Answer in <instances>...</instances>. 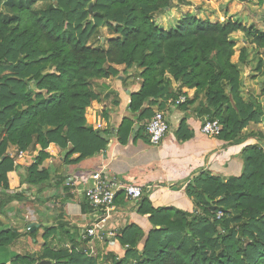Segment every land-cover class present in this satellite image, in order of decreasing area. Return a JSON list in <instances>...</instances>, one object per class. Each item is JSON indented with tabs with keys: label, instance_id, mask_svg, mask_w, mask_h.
<instances>
[{
	"label": "trees",
	"instance_id": "obj_1",
	"mask_svg": "<svg viewBox=\"0 0 264 264\" xmlns=\"http://www.w3.org/2000/svg\"><path fill=\"white\" fill-rule=\"evenodd\" d=\"M25 1L0 0L3 192L10 190L9 174L13 172L18 173L21 184L44 186L49 171L39 169L50 158L51 144L68 149L66 160L74 154H80L79 160L86 159L107 149L108 139L88 125L87 109L99 99L95 81L118 76L117 66L140 71L142 86L130 102L131 111L140 113V120H151L154 106L163 110L169 100L187 96L183 89L188 88L195 90V95L179 106L204 95L200 114L221 123L217 138L226 144L245 143L253 137L244 134L245 128L262 121L261 104H246L239 96V64L247 62L248 52L242 48L234 62L236 44L230 36L244 32L264 49V31L231 20L203 21L192 14L176 29L166 31L154 19L156 13L171 6V0H44L49 4L36 10ZM103 27L117 37L101 41ZM173 82L178 84L176 90ZM132 125L130 119L123 122L121 138L124 133L128 137ZM185 129L183 122L180 133ZM10 146L19 152L40 147L36 161L25 173L7 154ZM242 154L241 176L225 180L201 174L187 186L186 193L196 204L192 213L155 209L144 197L139 212L150 216L154 228L148 235L135 225L124 230L118 240L125 255L118 258L109 252L107 264H264V145L253 144ZM121 195L124 193L117 198ZM219 212L223 213L220 219ZM65 227L60 222L46 229L38 258L19 256L12 264H36L46 259L53 264H100L75 246L71 250L52 247L48 241L51 233L61 234ZM13 240L10 231L0 234V246Z\"/></svg>",
	"mask_w": 264,
	"mask_h": 264
},
{
	"label": "crops",
	"instance_id": "obj_2",
	"mask_svg": "<svg viewBox=\"0 0 264 264\" xmlns=\"http://www.w3.org/2000/svg\"><path fill=\"white\" fill-rule=\"evenodd\" d=\"M117 69L118 76L95 81L99 99L87 109L88 125L108 139L107 149L86 159L79 160L80 154H74L66 160L68 149L51 144L50 158L41 167L50 175L44 186L34 187L31 193L14 189L16 179L9 174L10 190L3 192L0 188V234L10 231L14 237L12 243L0 246V264H12L19 256L38 258L45 244L46 229L60 222L66 227L61 234L51 233L48 241L53 248L71 250L75 246L97 258L100 264L106 261L109 252L122 258L125 250L118 237L108 238V242L97 238L82 240L83 229L97 226L105 233L114 232L121 237L124 230L135 225L148 235L154 226L149 215L139 212L144 197L149 198L155 209L175 208L192 213L196 204L187 195L186 188L195 178L209 174L228 180L241 174L245 143L229 145L201 131L206 119L199 110L205 104L202 99L183 107L169 100L163 110L154 106V113H165L170 129L160 145L153 146L146 130L150 120H140V113L130 109L131 95L139 92L142 86L140 71H126L125 66H117ZM173 88L176 90L178 84L174 82ZM183 93L191 100L195 91L184 88ZM127 119L132 120L133 125L127 130L128 137L125 138L124 133L121 138L119 131ZM183 122L188 130L182 134ZM37 149L25 152L19 162L26 168L31 166L32 163L24 162L31 154H38L40 149ZM102 170L108 179L138 185L144 190L138 203L130 201L125 194L119 196L115 211L105 220L102 212L90 204L86 193L93 174ZM18 193L23 195L16 198ZM13 250L17 251L16 255Z\"/></svg>",
	"mask_w": 264,
	"mask_h": 264
},
{
	"label": "rangeland",
	"instance_id": "obj_3",
	"mask_svg": "<svg viewBox=\"0 0 264 264\" xmlns=\"http://www.w3.org/2000/svg\"><path fill=\"white\" fill-rule=\"evenodd\" d=\"M5 1L6 0H4V2ZM24 4L36 10L45 8L49 3H45L44 0H37L35 2L26 0ZM188 4H191V6ZM189 14H192L203 21L207 20L212 23H227L231 20L241 23L247 28L253 27L264 31V0H171V6L162 12L156 13L154 20L160 28L170 31L176 29L180 21L186 18ZM113 37L117 36L107 28H102L101 41ZM230 39L236 44V56L233 58L234 62H238L239 51L242 48H245L248 52L247 62L239 64L241 80L239 96L246 104H255L259 102L263 110L262 121L260 123H251L243 131L244 134L253 136L248 139L250 140L249 142H245V146L242 149L244 150L242 152H245V150L251 148L253 144L264 145V49L258 48L252 43V39L241 31L231 34ZM100 44L101 43H98V45ZM133 69L139 72L137 68ZM129 77L131 78L133 75H129ZM200 99L203 100L202 103L206 102L204 95H201ZM230 101L232 107L239 112V109L236 107V101L232 97H230ZM37 148L40 149L39 146ZM37 148H30L25 152L37 151ZM19 153L18 148L15 146H10L7 149V154L14 160L16 165L22 167L25 173V170L28 167H24L22 165L23 163L19 162ZM37 157L38 154H31L29 160H26L27 163L24 162V164H33ZM242 166L244 167V164H242ZM41 167L39 169L40 171ZM10 174H13L14 180L16 179L14 189H25L30 191V193L34 190V186H29L26 183L21 184L18 173L13 172ZM241 174L235 176H241ZM12 252L15 254L17 251L13 250ZM102 264H107V262L104 261Z\"/></svg>",
	"mask_w": 264,
	"mask_h": 264
},
{
	"label": "built area",
	"instance_id": "obj_4",
	"mask_svg": "<svg viewBox=\"0 0 264 264\" xmlns=\"http://www.w3.org/2000/svg\"><path fill=\"white\" fill-rule=\"evenodd\" d=\"M187 96L182 95L175 101H170L172 104L179 106L186 103ZM170 129L166 115L162 111H157L153 118L147 124L146 130L153 146H158L166 137ZM222 125L218 120L204 119L201 131L210 136L218 137L222 132ZM25 152H20L18 158H23ZM123 192L127 198L138 203L143 197L144 190L141 186L134 184H122L117 180L108 179L104 175V171L94 173L92 176V184L88 187L86 193L90 204L97 207L103 214V220L111 217L115 211V203L117 195ZM223 213L219 212L218 219L222 218ZM118 235L114 232L105 233L99 230L97 226L84 228L81 232L82 240L97 238L102 242H108V238L114 240ZM128 247V246H127Z\"/></svg>",
	"mask_w": 264,
	"mask_h": 264
},
{
	"label": "water",
	"instance_id": "obj_5",
	"mask_svg": "<svg viewBox=\"0 0 264 264\" xmlns=\"http://www.w3.org/2000/svg\"><path fill=\"white\" fill-rule=\"evenodd\" d=\"M92 5L93 4H91L90 7H89L90 12H92ZM37 264H53V263L51 261H49V260H43V261L38 262Z\"/></svg>",
	"mask_w": 264,
	"mask_h": 264
}]
</instances>
